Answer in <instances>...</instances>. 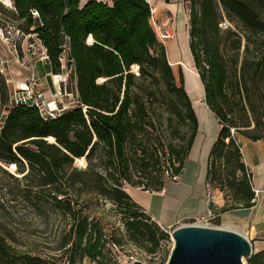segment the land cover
I'll use <instances>...</instances> for the list:
<instances>
[{
  "label": "trees",
  "instance_id": "16d2710c",
  "mask_svg": "<svg viewBox=\"0 0 264 264\" xmlns=\"http://www.w3.org/2000/svg\"><path fill=\"white\" fill-rule=\"evenodd\" d=\"M1 1L0 12L45 48L49 71L73 74L76 99L46 119L36 107L6 108L10 87L0 71V172L25 182L21 193L32 207L47 203L60 212L65 226L58 248L68 252L66 264H78L82 256L101 261L111 253V239L86 212L93 194L115 206L128 241L147 254L163 250L157 264H164L169 230L125 185L158 191L175 180L198 118L181 70L177 78L150 23L148 0H9L10 6ZM183 1L203 100L220 124L206 180L222 192L221 211L250 206V172L230 127L253 140L263 133L264 0ZM225 19L235 28L221 27ZM81 157L83 167L75 163ZM11 164L20 176L6 169ZM245 260L264 264V249ZM0 264L51 263L38 251L12 247L0 234Z\"/></svg>",
  "mask_w": 264,
  "mask_h": 264
},
{
  "label": "rangeland",
  "instance_id": "374dc122",
  "mask_svg": "<svg viewBox=\"0 0 264 264\" xmlns=\"http://www.w3.org/2000/svg\"><path fill=\"white\" fill-rule=\"evenodd\" d=\"M103 1L108 4L112 2V0ZM156 1L159 6L156 9L152 7L149 2L151 6L150 23L155 32L160 30L171 32L172 38L169 40V45L166 44L167 40L162 42L166 48L169 59H174V57L180 59L177 64H173V66L171 64V66L177 78L179 70H181L184 87L190 98H194V102L197 103L195 98L200 96L202 91L200 87L193 88L195 85L190 86L193 84V81L188 79L187 71L184 67V64H186L185 62H190L191 60L188 43L186 42V39H188L187 3L183 0H155V2ZM1 2L6 6H10L5 0ZM180 12L184 15L182 28L178 23ZM226 22L228 26L233 29L235 28L234 25L227 20ZM184 30L186 39L183 38L182 34ZM87 40L90 41V39ZM172 46L176 48L177 53ZM40 54L41 47L36 39L29 35H23L17 30L16 23L11 21L9 16H5L0 12V71L6 78V82L10 89L21 85L27 79L32 69L35 74V64L37 66L38 62L41 61L39 60ZM35 76L37 75L35 74ZM71 80L72 77L67 76V92L71 90L70 86H73ZM36 81L39 83L38 78ZM101 81L102 78H98V82ZM66 97L68 96L66 95ZM69 97V99H72V97L73 99L76 98L75 95L72 97L70 95ZM64 102L67 108L74 105V103H68L67 98ZM195 113L200 121L198 130L200 129L201 132H199V136L204 138L209 131L207 117L203 112L199 111ZM75 163L83 167L85 165V160L80 161L76 159ZM9 166H7L6 169L10 173L17 175L15 173V167L11 169ZM24 184V181H17L8 174L0 172V234L5 236V239L12 247L21 248L24 251L30 252L33 250L38 251L41 255L46 257L51 264H66L69 254L68 252H62L64 250L63 248H58V242L65 226L62 215L57 209L53 210L50 208L47 203H44L40 210L32 207L22 196L21 189ZM89 198H91V200L87 202L86 212L90 217H94L99 222L108 240L117 241V239H120L119 243L121 248L120 252L116 255L106 251L105 257L101 261H92L87 256H82L78 264H130L135 259L141 260L146 264H157L160 261L161 257L164 255L163 250L154 254H147L140 247L126 239L120 214L110 201L94 194L90 195ZM210 201L212 202V194L209 196L208 203ZM208 207H210L211 212L214 214V206L211 204L210 206L208 205ZM208 221L211 225L222 226L215 220L214 216ZM191 222H195V220H189L186 223ZM172 228L167 229L171 231ZM171 246L172 239L170 236L169 241L165 245V249L170 252ZM75 259L76 261L78 260V254ZM243 262L246 264L245 258H243Z\"/></svg>",
  "mask_w": 264,
  "mask_h": 264
},
{
  "label": "crops",
  "instance_id": "0c3cea01",
  "mask_svg": "<svg viewBox=\"0 0 264 264\" xmlns=\"http://www.w3.org/2000/svg\"><path fill=\"white\" fill-rule=\"evenodd\" d=\"M171 38L168 40H171ZM186 42L188 43L187 39ZM189 55L190 61L193 63L190 51ZM171 60L169 59V62L172 66L180 61L179 58L175 57ZM34 68L36 77L39 79L37 87L42 88L41 90L44 91L50 106H58L59 103L55 97V86L50 75L52 73L49 71L48 65L41 60L37 66L35 64ZM67 72V70L63 72L62 76L72 77L73 86H70L71 90L69 92L71 97L76 96L75 79L73 74L69 72L68 74ZM67 82L64 84L65 90ZM190 86H193V88L200 87L199 83L198 85L193 83ZM66 98L68 103L76 99L72 97V100H70L69 96L66 97L64 95L62 98L64 104ZM195 99L197 103L194 102V98H191L194 110L195 112H203L206 115L209 131L207 134L205 133L206 136L204 138L199 136L201 130L197 131L181 173L175 180H167L164 187L158 191L143 190L132 185H125V189L131 198L153 220L161 227L168 229L177 224L186 223L189 220L196 221L205 218L208 205L212 204L215 208L213 214L215 220L222 226L237 230L253 240L254 248L258 252L264 249V127L261 137L255 140L244 134H236L237 141L240 144L242 160L250 172L254 203L250 206L234 207L221 211L219 208L224 204L222 192L217 188L211 187L206 180L208 155L220 124L216 116L205 104L203 92ZM199 123L200 121L198 120V126ZM210 194H212V202L208 203Z\"/></svg>",
  "mask_w": 264,
  "mask_h": 264
},
{
  "label": "water",
  "instance_id": "95a60500",
  "mask_svg": "<svg viewBox=\"0 0 264 264\" xmlns=\"http://www.w3.org/2000/svg\"><path fill=\"white\" fill-rule=\"evenodd\" d=\"M170 236L172 246L165 264H244L243 258L257 252L253 240L223 226L181 223ZM130 264L146 263L135 259Z\"/></svg>",
  "mask_w": 264,
  "mask_h": 264
},
{
  "label": "built area",
  "instance_id": "2783aa9c",
  "mask_svg": "<svg viewBox=\"0 0 264 264\" xmlns=\"http://www.w3.org/2000/svg\"><path fill=\"white\" fill-rule=\"evenodd\" d=\"M10 5V1L7 2ZM228 23L224 20L220 22L221 27H226ZM158 39L162 42L164 40H168L172 37L171 32L167 30H160L156 32ZM38 42V40L36 39ZM40 45V43L38 42ZM41 47V54L39 56V60L46 61L48 56L45 52V48ZM133 70H136L137 67L134 65L132 66ZM52 83L55 86V97L59 103L58 106H50L44 91L37 87V77L33 73V69L28 75L27 79L19 86H15L9 91V99L8 103L6 104V108L13 106V105H27L31 107H36L43 118H53L58 116L66 107L65 104L62 102V98L64 95L70 96L71 93L65 90L64 84L66 82V76H62V73L50 74ZM72 100V99H70ZM75 102L72 100L70 104ZM5 109V108H4ZM230 133L235 135L234 127H230ZM213 217V213L211 212L210 207L207 209V215L205 218L196 220L195 223L201 224H209V219ZM170 234V231H169ZM111 254L116 255L120 252V245L116 241L110 240L107 244Z\"/></svg>",
  "mask_w": 264,
  "mask_h": 264
},
{
  "label": "bare ground",
  "instance_id": "6f19581e",
  "mask_svg": "<svg viewBox=\"0 0 264 264\" xmlns=\"http://www.w3.org/2000/svg\"><path fill=\"white\" fill-rule=\"evenodd\" d=\"M6 2H9V0H5ZM149 2H150V4L152 5V7H155V9L157 8V7H159L158 6V4H157V1L155 2V0H148ZM183 22H184V15L180 12L179 13V26L182 28V26H183ZM183 38L184 39H186V33H185V30L183 31ZM89 39H91V37L89 36ZM169 43H170V41L168 40L167 42H166V44H168L169 45ZM173 47V46H172ZM173 48H175V47H173ZM175 51H176V53H177V50H176V48H175ZM178 58V57H177ZM170 61H172L171 59H170ZM186 64H184V62H183V64H184V67H185V69H186V71H187V76H188V79L189 80H192L193 82L192 83H195L196 85H198V83H199V86H200V89H201V91L203 92V86H202V83H201V81H200V79H199V76H198V73H197V70H196V68L194 67V65H193V63L190 61V62H185ZM189 85H190V83H189ZM198 90V89H197ZM205 105V104H204ZM206 108V107H205ZM49 139L50 140H52L53 138L52 137H49ZM80 161H84V157H81V158H78ZM11 169H14V164H11V166H9ZM10 169V170H11ZM13 171V170H12ZM206 214H207V212H206ZM223 227H225V226H223Z\"/></svg>",
  "mask_w": 264,
  "mask_h": 264
}]
</instances>
